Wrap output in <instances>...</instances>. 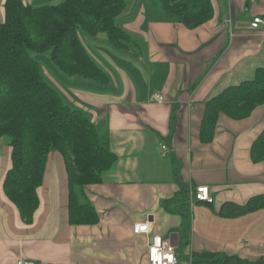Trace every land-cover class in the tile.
<instances>
[{
  "label": "crops",
  "instance_id": "crops-1",
  "mask_svg": "<svg viewBox=\"0 0 264 264\" xmlns=\"http://www.w3.org/2000/svg\"><path fill=\"white\" fill-rule=\"evenodd\" d=\"M212 1L213 17L189 28L153 0H128L119 19L133 39L127 47H117L103 32L82 31L89 52L109 74L106 83L67 75L50 58L58 73L52 82L89 115L117 159L101 182L85 186L98 221L76 224L69 221L64 158L52 150L38 187V208L27 222L4 191L12 160L8 141L0 137V264H16L18 258L35 264H149L152 234L175 245L177 264H208L192 260L193 252L202 251L264 257V208L237 217L219 213L227 200L245 203L264 192V159L251 156L264 127V103L242 119L220 114L211 142L199 135L205 101L264 66V39L250 27L253 16L264 15V0ZM155 91H164L165 99L156 101ZM161 142L168 146L166 154ZM181 182L189 188V206L169 210L164 201ZM198 184L208 185L212 201L191 203ZM146 219L150 231L137 233L134 222ZM183 246L185 253H179Z\"/></svg>",
  "mask_w": 264,
  "mask_h": 264
},
{
  "label": "trees",
  "instance_id": "trees-1",
  "mask_svg": "<svg viewBox=\"0 0 264 264\" xmlns=\"http://www.w3.org/2000/svg\"><path fill=\"white\" fill-rule=\"evenodd\" d=\"M171 19L189 28L214 15L212 0H153ZM128 0H63L33 5L25 0H5L0 21V137L11 147L12 164L3 187L30 222L39 205L38 187L44 180L49 153H62L68 174V214L71 223H95L99 214L85 195V186L99 183L103 172L117 159L108 141L89 115L65 100L48 81L36 53L49 51L64 73L106 83L109 74L92 56L80 32L105 33L117 47H127L132 37L120 25ZM264 103V66L253 78L225 87L205 101L200 139L211 142L220 114L235 119L248 117ZM176 107L171 114L176 123ZM251 156L264 159V127L253 140ZM177 175V172H176ZM169 210L189 206V188L181 182L175 194L164 201ZM264 208V192L245 203L227 200L219 213L225 217ZM194 263L264 264V257L249 260L239 255L213 251L193 252Z\"/></svg>",
  "mask_w": 264,
  "mask_h": 264
},
{
  "label": "built area",
  "instance_id": "built-area-1",
  "mask_svg": "<svg viewBox=\"0 0 264 264\" xmlns=\"http://www.w3.org/2000/svg\"><path fill=\"white\" fill-rule=\"evenodd\" d=\"M250 27L253 32L258 33L264 39V15H255L250 20ZM164 91H155L153 98L156 101H163L165 98ZM161 148L164 154L168 152L166 143L161 142ZM194 200L212 201L213 197L210 193L208 185L198 184L191 192V203ZM151 221L134 222V230L137 233H147L150 231ZM148 259L149 264H177L178 256L175 245L169 240L163 238L159 234H152L148 243ZM16 264H35L33 260L18 258Z\"/></svg>",
  "mask_w": 264,
  "mask_h": 264
},
{
  "label": "rangeland",
  "instance_id": "rangeland-1",
  "mask_svg": "<svg viewBox=\"0 0 264 264\" xmlns=\"http://www.w3.org/2000/svg\"><path fill=\"white\" fill-rule=\"evenodd\" d=\"M80 34H84L83 32H80ZM49 51L44 52H38L36 53V57L39 60L41 67L46 75V78L49 82L53 83L51 79H56L58 76V73L56 71V67L51 63V57H50ZM64 76H67L64 74ZM52 77V78H51ZM253 77V76H252ZM54 84V83H53ZM55 85V84H54ZM219 93V92H218ZM217 94V93H216ZM186 248L183 246L182 248H179V253H185ZM183 260H186L185 256L182 258Z\"/></svg>",
  "mask_w": 264,
  "mask_h": 264
}]
</instances>
